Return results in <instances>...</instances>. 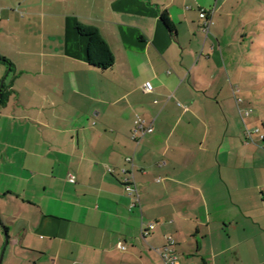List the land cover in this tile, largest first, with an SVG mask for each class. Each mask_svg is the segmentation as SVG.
I'll list each match as a JSON object with an SVG mask.
<instances>
[{"label": "crops", "instance_id": "1", "mask_svg": "<svg viewBox=\"0 0 264 264\" xmlns=\"http://www.w3.org/2000/svg\"><path fill=\"white\" fill-rule=\"evenodd\" d=\"M263 16L264 0H0V264H264L244 78ZM138 118L152 132L133 139Z\"/></svg>", "mask_w": 264, "mask_h": 264}, {"label": "rangeland", "instance_id": "2", "mask_svg": "<svg viewBox=\"0 0 264 264\" xmlns=\"http://www.w3.org/2000/svg\"><path fill=\"white\" fill-rule=\"evenodd\" d=\"M262 22L264 23V16L262 18ZM254 40L256 41L255 43L253 42ZM248 44H252L253 48L251 50V54H247L245 59V64L248 63L249 67L248 71L244 73V78L250 81V84H248V89H250V91L256 95L255 99L251 97L252 100H250V109H248V113L251 111L252 113L254 111H260L262 116L261 119L264 122V26L263 29L260 30V35L255 39H249ZM8 70L9 67L5 68L2 77L6 76ZM1 80L2 78H0V82ZM239 97L240 99L242 98L241 96ZM260 128L261 132H264V128L261 126ZM261 132L259 134H262Z\"/></svg>", "mask_w": 264, "mask_h": 264}, {"label": "trees", "instance_id": "3", "mask_svg": "<svg viewBox=\"0 0 264 264\" xmlns=\"http://www.w3.org/2000/svg\"><path fill=\"white\" fill-rule=\"evenodd\" d=\"M161 21L169 31L174 30V26L166 15L161 16ZM77 32L87 37V61L88 63L101 70H106L112 67L114 63L113 54L101 36L98 28L93 25L78 23L76 26ZM2 60V58H0ZM3 89L0 91V104H3ZM264 141V139H263Z\"/></svg>", "mask_w": 264, "mask_h": 264}, {"label": "built area", "instance_id": "4", "mask_svg": "<svg viewBox=\"0 0 264 264\" xmlns=\"http://www.w3.org/2000/svg\"><path fill=\"white\" fill-rule=\"evenodd\" d=\"M213 13V10L212 9H201L200 10V18L203 20V29L205 32L208 31V27H209V24H210V15ZM144 90L146 92H150L152 91L153 89V86L152 84L147 81L144 83V86H143ZM241 99L238 98V101H240ZM152 132V127L150 124H147L144 120L138 118L136 121H135V124H134V128L132 130V134H131V137L133 139H137V138H141L143 137L144 135L148 134V133H151ZM255 132H259V129L256 128L255 129ZM261 140L264 139V135L263 134H260L259 135ZM129 160V159H128ZM69 181L70 182H74V178L72 176L69 177ZM123 183H124V188H125V192L127 195L129 196H132L134 200H138V193H137V189L136 187L133 185L132 181L129 179V178H125L123 180ZM173 243V240L170 239L169 240V244H172ZM121 248L123 249L124 247L121 246ZM163 259H164V262L165 264H176L177 261H176V257L173 256L171 253H163Z\"/></svg>", "mask_w": 264, "mask_h": 264}, {"label": "water", "instance_id": "5", "mask_svg": "<svg viewBox=\"0 0 264 264\" xmlns=\"http://www.w3.org/2000/svg\"><path fill=\"white\" fill-rule=\"evenodd\" d=\"M3 80H1V84H2ZM1 91V90H0Z\"/></svg>", "mask_w": 264, "mask_h": 264}]
</instances>
